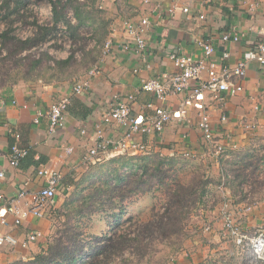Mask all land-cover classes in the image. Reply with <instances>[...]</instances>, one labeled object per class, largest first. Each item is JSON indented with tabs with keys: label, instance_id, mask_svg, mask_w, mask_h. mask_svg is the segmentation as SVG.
<instances>
[{
	"label": "crops",
	"instance_id": "crops-1",
	"mask_svg": "<svg viewBox=\"0 0 264 264\" xmlns=\"http://www.w3.org/2000/svg\"><path fill=\"white\" fill-rule=\"evenodd\" d=\"M100 5L109 22L107 27L104 24L97 32L103 35L100 38L102 43L100 46L97 44L99 47L104 48L112 27L119 29L120 40L125 36L122 31L124 20L148 18V47L143 56L125 51L116 40L108 53L95 60L99 71L91 78L89 90L80 95L74 94L76 82L71 77L68 80L24 82L1 92L0 173L5 176L0 178V196L3 197L0 198V232L19 241L25 240L30 233L41 232L45 240L31 243L27 248L11 245L0 248V264L30 263L47 253L55 234L54 217L50 214L52 207L56 203H64L82 183L95 181V173L108 169L109 160L87 164L84 156L96 146L95 124L101 121L116 95L123 98L135 95L137 100L132 105L133 111L142 114L146 112V105L155 99L152 94L141 91V82L173 72L169 54L177 51L201 60L204 52L199 42H206L215 48V61H220L224 53H229L225 62L235 67L244 53L257 50L264 38V0H100ZM173 5L177 7L174 16L168 12ZM185 7L189 8V12H183ZM230 32L237 33L241 39L238 42H223V34ZM135 69L139 72L135 73ZM242 85L243 92L235 96L222 93L221 99H215L211 93H205L203 100L188 105L184 121L171 122L161 134L138 135L137 140L144 144L147 151L136 156L159 154L180 160L196 159L207 165V173L212 178L221 180V160L225 159L226 153L233 154L264 141V66L251 62ZM60 96H68L72 101L65 127L56 136H51L48 118L43 116L39 123H35V118L37 112L45 114ZM186 96L187 93L171 96L166 106L175 109ZM202 107L211 118L214 144L208 143L198 128ZM223 118L226 120L223 121ZM102 129L111 141L119 140L123 134L117 122L103 124ZM13 133L21 136L20 147L29 149L19 167L10 164L11 146L15 142ZM215 143L224 146L225 155H217ZM67 147L75 148L74 152L67 154ZM41 168H52L62 175L56 201L46 208L43 218L30 216L17 225V216L8 209L11 205L25 209L26 200L12 203L19 198L23 188L31 191L28 199L33 200L32 192H37L46 183L38 176ZM219 188L243 233L253 235L264 228V198L252 200L250 204L246 200L234 203L228 187L223 185ZM144 205L139 204L137 213L145 210ZM192 218L195 227L188 242L174 257V262L167 264H258L256 260L249 263L248 249L236 246L226 234L217 207ZM106 223L97 225V230L101 229L97 233L108 231L109 224ZM206 227L210 230L207 231Z\"/></svg>",
	"mask_w": 264,
	"mask_h": 264
},
{
	"label": "trees",
	"instance_id": "trees-1",
	"mask_svg": "<svg viewBox=\"0 0 264 264\" xmlns=\"http://www.w3.org/2000/svg\"><path fill=\"white\" fill-rule=\"evenodd\" d=\"M49 1L52 5V21L48 23L32 16V0H4L0 4V27L4 28L0 30V54L3 51L10 58L42 48L52 39L53 33L58 31L60 23L68 25L69 36L74 43L84 42L79 31L82 25H72L67 20V6L76 0ZM72 7L82 23L80 7ZM29 19H32L31 23L28 22ZM19 22L33 26L31 36L20 38L16 35L13 26ZM25 57L31 61L33 70L39 68L49 55L43 53L38 59L31 55ZM73 59L70 56L66 60H54L52 70L56 74L52 78L62 79L59 74L65 73ZM243 153H233L241 162H236L231 170L225 168L224 158L221 160L223 178L228 179L230 184L227 185L233 190L237 187L240 191L244 184L250 182V175L246 171L254 163L246 161L247 155L243 157ZM179 161L178 158L159 154L138 157L126 155L109 160V167L105 171L111 176L105 180L102 191L108 199L106 203H101L109 213L108 231L89 235L85 240H79V235L72 232L67 234V240L62 239V236L56 240L53 237L47 253L39 255L33 262L18 264H115L116 261L121 264H137L136 262H141L148 256L155 244L187 237V222L190 217L209 208L210 186H213L214 178L205 175V172L202 174L195 171L190 179L183 182L178 175ZM100 172L101 170L97 174ZM97 174L95 173V181ZM98 190L95 191V204L100 200V196L96 194ZM158 191L162 193V198L158 201L160 204L154 203L148 220L128 216V200ZM247 256L249 263H255L250 253Z\"/></svg>",
	"mask_w": 264,
	"mask_h": 264
},
{
	"label": "built area",
	"instance_id": "built-area-1",
	"mask_svg": "<svg viewBox=\"0 0 264 264\" xmlns=\"http://www.w3.org/2000/svg\"><path fill=\"white\" fill-rule=\"evenodd\" d=\"M176 11L177 7L175 5L168 9L169 15L172 16L175 15ZM183 12H189V8H183ZM149 29L150 21L148 18H142L139 21L124 20L122 31L125 36L119 40V29L112 27L104 45L103 53H108L114 42L119 40L118 42L122 49L133 52L138 56H143L148 47L146 36ZM240 39L241 36L235 32L225 33L222 36L223 42H238ZM199 46L204 52L203 59L195 60L191 56L175 51L169 54V60L174 67L173 72L164 73L141 82V91L152 94L155 99L154 102H149L146 105V112L142 114L134 113L132 105L137 100L135 95H129L125 98L119 95L114 97L115 100H113L101 121L95 124L97 144L84 156L85 163H97L118 156H134L146 152L144 144L137 140L138 135L161 134L171 122L175 120L184 121L188 115V105L203 100L205 93H211L215 99H221L220 94L222 93H227L231 96L240 94L244 90L242 82L245 79L248 65L254 61L264 66V38L259 43L257 50L245 52L243 58L235 67L225 62L229 57V53H224L220 61H215L213 59L215 53L213 45L199 42ZM98 71L99 67L94 66L86 76L79 79L73 86L74 94L80 95L88 91L91 85V78ZM134 72L138 73L139 69H135ZM184 93H187L186 99H183L177 108L169 109L166 106L171 96ZM71 101L68 96H60L45 114L37 112L35 123H39L40 118L46 116L49 121V134L56 136L66 125V114ZM157 102L160 105H156ZM225 120L226 118H223V121ZM112 122L119 123L123 129L122 137L117 141L107 139L102 129L103 124H111ZM249 127L247 126V128ZM198 128L204 139L208 143L214 144L213 125L210 115L204 107L201 108L199 113ZM83 134L86 135L87 132L84 130ZM13 137L15 142L11 146L10 164L13 167H19L22 159L28 155L29 149L20 147L21 136L18 133H13ZM74 149L67 147L65 151L67 154H72ZM215 149L218 156L224 154L225 148L222 144L215 143ZM4 176L5 174L1 172L0 178H4ZM38 176L43 178L46 183L37 192H32L34 195L33 200L28 199L31 191L23 188L18 195L19 198L12 202L26 200L24 203L25 209H20L14 205H11L8 209L9 212L17 216V225L30 216L39 219L43 218L46 208L53 206L56 201L57 190L62 179L61 173L52 168H41L38 170ZM0 198L3 197L0 196ZM225 207L222 218L226 234L234 240L236 246L242 249L247 248L256 261L264 264V228L253 235L243 233L228 206L226 205ZM206 230L209 231L210 227H207ZM42 240H45V236L41 232L30 233L23 241L0 232V248L6 245L27 248L29 244L38 243ZM170 262H174V258Z\"/></svg>",
	"mask_w": 264,
	"mask_h": 264
},
{
	"label": "rangeland",
	"instance_id": "rangeland-1",
	"mask_svg": "<svg viewBox=\"0 0 264 264\" xmlns=\"http://www.w3.org/2000/svg\"><path fill=\"white\" fill-rule=\"evenodd\" d=\"M3 1L4 0H0V4ZM63 1L66 2L67 0ZM32 2V16H37L41 22H51L52 5L50 1L32 0ZM72 5L80 7L82 23H80V20L77 17L78 15L73 11ZM72 5L67 6V20L72 25H82L79 28V31L81 37L84 39V42L74 43L69 36L68 25L66 23H60L58 31L53 33L52 39L42 48H35L27 53L15 55L10 58H8L9 56L7 53L2 51L0 54V95L1 92L6 90L8 86L11 87L24 82H36L38 80H54V78H52L56 74V71L52 70L55 62L54 60H66L70 56L74 57L72 63L65 69V73L59 74V77L62 78L60 80H68V78L71 77L75 78L74 82H77L92 67L95 66V60L97 61V59L103 55V47H99L100 43H102L100 38L103 35H101L102 32H100L99 35L97 32L102 30L101 28H103L104 24L106 26L109 22V18L104 13V9L101 8L100 0H76ZM28 22L31 23L32 19H29ZM0 30H4L3 26L0 27ZM13 30L18 37L26 38L32 35L33 26H26L25 24L19 22L13 26ZM43 53H47L49 58H45L39 68L32 70L31 61L25 56L31 55L33 58L38 59ZM240 151L244 152L243 157L247 155L245 157V159L247 158L246 161L254 163V166L250 167L246 171V173L250 175V182L244 184L242 189L239 191L237 187L233 190L229 187V185H227L230 184L228 179H214L212 182L213 186H210L211 192L209 194V208L206 210L215 209L217 207L220 210L221 216H223L226 208V200H223V196L225 195L222 192H219V186H223V184L225 185V182L228 189L233 194L234 203L246 200L247 203L250 204L252 200L257 201L264 198V141ZM236 162H241L240 158L235 157L233 154L226 153V157L224 159L225 168L231 170V167L235 166ZM178 168L179 178L183 182L190 179L195 171H200L202 174L205 172V175L207 174L210 176L207 173V165L197 161L196 159H182L179 161ZM110 176L111 174L108 171L101 170V172L96 176V181L90 180L88 183H82L79 187L75 188L66 199L63 197V200L65 199L64 203H56L55 206L52 207L50 214L54 217L55 240L61 236L62 239H69L67 236L69 232H72V234H78L79 240H85V238L89 235L102 234L97 233L101 230H97V225H100L104 221L109 223V213L106 212L104 206H101V203L107 202L108 197H106L102 191L105 180ZM96 189H99L96 194L100 196V200L98 199L95 204ZM161 198L162 193L159 191L142 196H136L135 198L128 200L126 203L128 213L136 218L140 217L142 220H148L150 218V210L152 209L154 203H157ZM141 203L145 204V207H143L145 210L143 209L144 211L142 213H137V208ZM105 206H107V204H105ZM227 206L230 210L229 204ZM203 211H198L193 216L201 215ZM135 213H137V215H135ZM192 217H190L187 222V237L183 236L181 239H173L167 243L155 244L148 256L141 260V262L136 263H169L179 252L183 250L186 242H188L187 240L191 235L192 228L195 227ZM98 221L102 222L97 223ZM115 264L121 263L116 261Z\"/></svg>",
	"mask_w": 264,
	"mask_h": 264
}]
</instances>
